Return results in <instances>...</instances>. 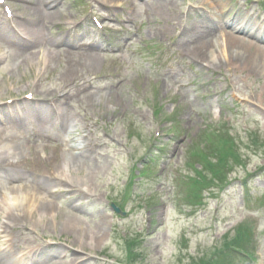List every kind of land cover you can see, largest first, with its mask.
I'll list each match as a JSON object with an SVG mask.
<instances>
[{
	"label": "rangeland",
	"instance_id": "374dc122",
	"mask_svg": "<svg viewBox=\"0 0 264 264\" xmlns=\"http://www.w3.org/2000/svg\"><path fill=\"white\" fill-rule=\"evenodd\" d=\"M242 1L264 13V0ZM85 2L7 0L12 23L29 40L25 48L0 14V120L15 138L0 143V162L24 176L19 187H44L54 203L49 213L35 204L14 223L0 214V236L13 239L7 251L22 264H209L245 231L241 250L253 260L232 251L235 264H264V64H229L223 27L197 14L186 20L207 0L142 2L133 23L140 35L127 37L120 53L102 46L95 58L67 59L69 29ZM186 23L191 37L177 39ZM208 36L222 46L214 64L190 49ZM28 95L48 108L27 102ZM30 109H37L30 119L48 126L43 137L12 129L10 115ZM18 144L25 145L23 159ZM62 159L70 164L66 178L52 168Z\"/></svg>",
	"mask_w": 264,
	"mask_h": 264
},
{
	"label": "bare ground",
	"instance_id": "6f19581e",
	"mask_svg": "<svg viewBox=\"0 0 264 264\" xmlns=\"http://www.w3.org/2000/svg\"><path fill=\"white\" fill-rule=\"evenodd\" d=\"M46 1H47L48 6H49L53 0H46ZM213 1L221 3V7H225V5L223 3L224 0H213ZM249 15H251V14H249ZM242 16H243V14H242ZM250 17L249 16H246V18L244 17V19L247 20V22H248L246 24L250 25V23H252V21L250 20ZM253 17H256L257 20H258V18H260V16H258V15H255ZM192 24L196 25V23H192ZM253 24H258V22L253 23ZM262 26L263 25L256 26L257 27L256 29H260ZM213 27H214V29H219V30L222 27L225 28V29H222L225 33L224 38H226L224 49L226 50V52L229 55L228 56L229 61H230L229 64H234V63L236 64L237 63L238 66L240 64L251 65L257 69L262 67V65L264 64V45H259L258 43H253V42H249L248 44H246L247 40H242V39H239L238 37H236V35L238 33H241L242 25L237 26V25L231 23L230 21H228V22L225 21L223 25L213 24ZM192 30H193V26H190L187 29V31L190 33ZM260 36H261V34H260ZM262 36H264V34ZM208 37L207 38L203 37V38L197 40L196 42H194L192 44V47L190 49H191V53L196 54V57H200L202 59H205L204 57H206L208 61H210L212 64H214L216 62V59H218V57H219L218 52L222 50L221 49L222 46L219 43V40L214 41L213 38H211L210 36H208ZM249 40L254 41V42H261L262 44H264V37H259L256 34H252V37H250ZM243 41H245V42H243ZM251 50H253V51H251ZM86 63H88V62H86ZM75 64H77V63H75ZM89 66H90V68L95 69L98 66V62L97 61H94V62L90 61ZM75 69H76V67H75ZM65 72L68 73V71H65ZM39 106L42 109L47 108L45 103H41V104H39ZM24 123H25L24 121H19L16 125L21 126ZM50 124H51V122H50ZM23 127L25 128V126H23ZM24 128H22V129H24ZM4 134H5L4 130L0 128V137H3ZM0 143H1V141H0ZM0 156L3 159L5 158L3 153H0ZM16 156H18L21 159H23V157H24L23 152H21L20 154H17ZM61 157L62 156H60V158ZM59 162H58L59 164H53L52 168L54 169L58 165L57 166L58 167L57 169H59L58 172L65 171V166L68 167V169L66 168L67 170L70 169V164L68 165V162L66 159H62ZM54 163H55V161H54ZM0 166L4 169V163L1 164ZM75 168L79 169V167H75ZM65 172L61 173V176H59V177L60 178H66V175L69 172L68 171H65ZM62 174H64V175H62ZM2 177H5V173L3 172V170H0V179ZM6 179H9V180L21 179V177L16 176V175H8L6 177ZM35 181H38V183L42 182V185H45L48 183L45 180H37L36 178H35ZM20 183H23V182H20ZM42 190L49 193L48 191H46V189L44 187L41 189L38 187H34L32 185H24L21 187H19V185L16 187L12 186V187L5 189V190L1 186V188H0V214L3 212L5 218L9 217V219H11L10 223H14V222L18 221L19 219H22L25 217L24 212L26 215H31V213L34 212L33 209L35 207V204H37V205L39 204L41 207L42 206L47 207V209H45V210H47L49 213L50 211H52V208L54 207V203L52 201H49V198L46 197L45 193L42 194V192H41ZM32 195H33V197H32ZM10 196L12 198H10ZM35 197H37V198L35 199ZM13 198H15L14 202L11 203L10 199H13ZM30 202L32 203V205L29 204ZM1 235H3V234H1ZM1 238L3 240L0 243V264H22L23 263L22 257H20V255L17 257V256H15V254L12 253L11 250L7 251L9 244H11L12 240H13L11 238V234L9 235V234L5 233L3 236H0V240H1ZM3 248H6L5 251L2 250Z\"/></svg>",
	"mask_w": 264,
	"mask_h": 264
},
{
	"label": "trees",
	"instance_id": "16d2710c",
	"mask_svg": "<svg viewBox=\"0 0 264 264\" xmlns=\"http://www.w3.org/2000/svg\"><path fill=\"white\" fill-rule=\"evenodd\" d=\"M213 153L215 156L218 157L220 155L221 151H218V153L217 152H213ZM236 159H238V156H236ZM245 229L247 231H250L247 228H245ZM248 236H249L248 232L246 233L244 231L243 235L239 236V238L236 240V242L223 244L221 246V248H223V249L218 250V252L213 255L214 260L212 262H209V264H235L234 261L238 258L235 257L234 253H232V249L234 247H237V248L243 247V244H244L243 240L245 239V237H248ZM221 254H223V256ZM132 264H137V260H133ZM189 264H206V262H202L201 260L199 261L195 258H192L191 263H189Z\"/></svg>",
	"mask_w": 264,
	"mask_h": 264
}]
</instances>
